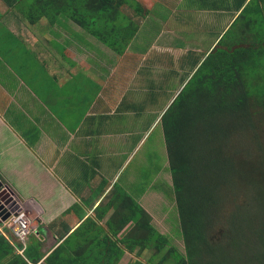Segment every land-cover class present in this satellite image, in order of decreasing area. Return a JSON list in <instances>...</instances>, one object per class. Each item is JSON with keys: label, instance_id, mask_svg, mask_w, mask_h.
I'll use <instances>...</instances> for the list:
<instances>
[{"label": "crops", "instance_id": "1", "mask_svg": "<svg viewBox=\"0 0 264 264\" xmlns=\"http://www.w3.org/2000/svg\"><path fill=\"white\" fill-rule=\"evenodd\" d=\"M138 1L148 14L134 40L154 17L164 27L151 49L170 50L157 43L167 36L183 57L208 56L225 35L239 39L244 25L264 27V0ZM157 8L172 12L157 16ZM0 14V184L8 208L30 220L28 245L38 238L47 257L86 220L117 228L118 185L131 195V184L118 178L140 146L131 145L132 132L118 129V119L133 113L136 121L138 108L148 106L155 67L118 64V52L72 20ZM135 54L131 46L125 55ZM165 80L162 70L163 86ZM158 101L151 97V112H162ZM147 192L134 199L140 203Z\"/></svg>", "mask_w": 264, "mask_h": 264}, {"label": "trees", "instance_id": "2", "mask_svg": "<svg viewBox=\"0 0 264 264\" xmlns=\"http://www.w3.org/2000/svg\"><path fill=\"white\" fill-rule=\"evenodd\" d=\"M11 9L32 23L43 18L51 23L72 20L120 55L141 27L135 16L148 14L138 0H0V13ZM253 27L244 25L239 41L225 35L208 56L192 52V71L181 79L185 86L162 116L186 245L185 254L172 246L174 264H264V254L257 252V245L264 246V219L258 214L248 218L251 212L264 211V138L258 132H238L243 118L239 113L254 95L250 83L264 55V30ZM113 218L117 228L109 221L105 229L86 220L47 257L38 238L19 254L0 229V264H112L123 253V241L136 248L157 240L160 249L169 241L119 185Z\"/></svg>", "mask_w": 264, "mask_h": 264}, {"label": "rangeland", "instance_id": "3", "mask_svg": "<svg viewBox=\"0 0 264 264\" xmlns=\"http://www.w3.org/2000/svg\"><path fill=\"white\" fill-rule=\"evenodd\" d=\"M162 11L165 15H170L172 12L169 8H163ZM162 11L160 8H157L154 12L156 13L155 15L158 16L157 13ZM129 12L133 14L132 10H129ZM135 18L138 21L141 19L140 16H135ZM148 21L149 23H147V25L142 26L143 30L139 37L131 44L134 51L138 54H135L134 56H127L125 55L126 52L123 55L118 54V64L148 62L155 67L153 76L156 86L153 90H147L149 94V98L147 97L149 99L147 101L148 106H145L144 104L146 108H144V106L138 108L137 112H135L139 115L136 121H134V119L132 120L131 115L133 113L129 116H119L118 129L124 132H132L130 136L131 145L137 143L140 146L134 153L128 165H126L121 171L118 178V184H123L125 181H128L131 184V187L128 188L129 193L134 198H140L141 193H143L145 189L148 190L144 195V200L140 203L151 216L152 224L155 226L158 233L166 236L169 241L164 247H161V249L159 246L157 248V240H155V243L151 242L145 246L140 244L136 248L123 241V253L121 257L119 259L117 257L112 264H134L136 261H140L143 264H174L175 261L170 251L172 246H175L180 253H186V245L180 232L179 214L177 212V202L175 200L173 188L174 181L169 168L170 163L165 136L164 132H162L161 121L159 122L160 125H156L155 123L161 117V113L166 111L168 106L169 108L172 106L178 97L177 94L183 90L185 85L181 86V79H185V75H188V73L192 71V66L190 65L191 57L180 56L179 51L176 48L179 42L175 41V39L169 40L167 36L163 38L164 40L162 39L157 43L163 44V46H170V50L159 51L158 48L151 49L152 44H155V38L157 37L159 30L164 26H160L154 17H151ZM141 25H143V22H141ZM257 28L260 29L261 32L264 30L263 27ZM52 33L60 34V31L52 30ZM246 36H248L247 38L251 37L250 34H246ZM241 39L242 38H239L237 40L239 41ZM263 40L264 36L260 41ZM131 46L129 47L130 50ZM148 48L151 49L150 52H148ZM143 53H147L148 56L146 58L142 57L140 54ZM197 54L200 55L198 56L199 58L204 57L202 56L204 55V52L203 54ZM122 58H124L123 61ZM261 58L262 61L260 66H258L256 77L252 79L250 83V88L253 90L254 95L250 97L247 108L239 113L243 118H241V122L238 124L242 129L238 132H258L259 134L261 133L262 135L260 134V136H263L264 138V92H262L264 91V55H262ZM162 70H165L166 80L164 86L162 85V82L159 81ZM158 82L160 83L158 84ZM151 97H154L155 101L159 100L158 104L161 102L163 103V105L161 103L154 107L156 110L163 109L162 112L159 111L156 113L150 111L153 109V106L150 104ZM143 108L144 110H141ZM153 123L154 125L152 126ZM142 136L146 137L143 145L140 144ZM6 196L9 197L10 195L4 191L2 197H4L5 200H2L0 197V204L3 206H5L6 199L8 198ZM6 206L8 207V205ZM9 210L15 211V209ZM224 211L227 212L226 209ZM257 214L258 216L263 217L261 219H264V211L261 210L251 212L248 218H255ZM131 227H133V225H130L126 232L119 234L121 235V238L129 233L128 230ZM7 233V235L12 234L9 230ZM261 237L264 239V231ZM257 252L258 254H264V246L262 244L257 245ZM18 253L21 254L20 252ZM247 253L250 255L249 251ZM243 258L245 257L243 256ZM106 260L109 261V259ZM239 263L242 264L244 262H237V264Z\"/></svg>", "mask_w": 264, "mask_h": 264}, {"label": "built area", "instance_id": "4", "mask_svg": "<svg viewBox=\"0 0 264 264\" xmlns=\"http://www.w3.org/2000/svg\"><path fill=\"white\" fill-rule=\"evenodd\" d=\"M6 205L0 204V221L2 223L0 229L7 237H10L12 244L15 245L18 252L24 255L31 234L30 220L26 212L21 210L10 211L11 215L7 220H3V217L7 214L8 207ZM5 229L9 230L12 234L7 235Z\"/></svg>", "mask_w": 264, "mask_h": 264}, {"label": "water", "instance_id": "5", "mask_svg": "<svg viewBox=\"0 0 264 264\" xmlns=\"http://www.w3.org/2000/svg\"><path fill=\"white\" fill-rule=\"evenodd\" d=\"M179 93H180V92H179ZM179 93H178V94H179ZM178 94H177V96H178ZM177 96H176V97H177ZM176 97H175V98H176ZM168 109H169V106H168V108L166 109V111H167ZM166 111H165V112H166ZM1 186H2V184H0V190L2 189ZM0 197H1L2 200H4V197H2V192H0ZM10 215H11V212L8 211L7 214H6V216L4 217V220H7V218H8Z\"/></svg>", "mask_w": 264, "mask_h": 264}, {"label": "bare ground", "instance_id": "6", "mask_svg": "<svg viewBox=\"0 0 264 264\" xmlns=\"http://www.w3.org/2000/svg\"><path fill=\"white\" fill-rule=\"evenodd\" d=\"M5 204H6V203H5ZM8 211H10V210L7 209V212H8ZM7 212H6V213H7ZM5 216H6V215H5ZM5 216H4V217H5ZM4 217H3V220H4Z\"/></svg>", "mask_w": 264, "mask_h": 264}, {"label": "flooded vegetation", "instance_id": "7", "mask_svg": "<svg viewBox=\"0 0 264 264\" xmlns=\"http://www.w3.org/2000/svg\"><path fill=\"white\" fill-rule=\"evenodd\" d=\"M3 189L0 190V192L2 191ZM4 191V190H3Z\"/></svg>", "mask_w": 264, "mask_h": 264}]
</instances>
